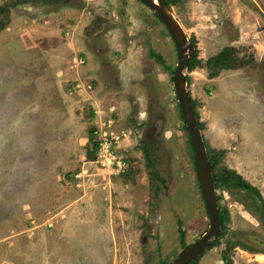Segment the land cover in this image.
Listing matches in <instances>:
<instances>
[{"label":"rangeland","instance_id":"1","mask_svg":"<svg viewBox=\"0 0 264 264\" xmlns=\"http://www.w3.org/2000/svg\"><path fill=\"white\" fill-rule=\"evenodd\" d=\"M0 6V264L169 263L208 219L164 25L140 0ZM169 10L194 41L185 87L213 172L235 171L264 203V0ZM37 22L64 43L56 55ZM223 47L232 69L208 60ZM107 119L121 137L100 166L90 132ZM215 196L223 226L195 264H261L258 198L224 184Z\"/></svg>","mask_w":264,"mask_h":264},{"label":"water","instance_id":"2","mask_svg":"<svg viewBox=\"0 0 264 264\" xmlns=\"http://www.w3.org/2000/svg\"><path fill=\"white\" fill-rule=\"evenodd\" d=\"M140 1L150 8L157 19L162 22L175 46L176 64L172 72V89L191 143L201 194L207 213V229L168 263L187 264L198 256L201 251L208 248L219 230L216 196L211 169L198 122L185 87V76L183 73L187 68L188 61L193 52V45L187 40L183 28L161 0Z\"/></svg>","mask_w":264,"mask_h":264},{"label":"trees","instance_id":"3","mask_svg":"<svg viewBox=\"0 0 264 264\" xmlns=\"http://www.w3.org/2000/svg\"><path fill=\"white\" fill-rule=\"evenodd\" d=\"M63 1H65V0H11V5L15 6V5H21V4H26V3H39V4H43L45 6H54V5H57V4H59V3L63 2ZM161 1L163 2V4L165 6H167L169 8L170 5L175 4L178 0H161ZM4 9H5V7L0 6V11H4ZM5 24H6V21L0 20V30L5 27ZM167 35L170 37L168 32H167ZM190 43L194 46V41L193 40H191ZM208 60L218 70L232 69L235 66V58L233 56L232 49L229 48V47H223L220 51H218L216 54L211 56ZM193 65H194V57H191L189 59V61H188V65H187L186 69L190 70L193 67ZM185 82H186V76H185ZM189 100H190L191 107L193 108L194 105H193V102L190 99V97H189ZM193 111H194V108H193ZM194 114H195V117L197 119V115H196L195 111H194ZM198 125H199V128H200L201 124L198 123ZM96 149H97V142L94 141L93 142V146H92V150L96 151ZM142 149H143L142 152H143L144 158H145V160L147 162V167L150 168V173L153 176H157L155 170L152 169V160L150 158L148 150L146 148H143V147H142ZM192 157L194 158L193 151H192ZM207 157H208V162H209V166H210L211 174H212V178H213L214 189L218 185H223V184L224 185H232L233 187H238V188H241V189H245V190H247L249 192H252L258 198V200L261 203V207L264 210V203L262 201V197H261L260 193L258 192V190L254 186L250 185L238 173H236L233 170L224 169L221 174H215L213 172L214 164L210 160V157L208 156V154H207ZM193 165H194V168L196 170L197 180H198V183H199L195 160L193 161ZM216 200H217V197H216ZM216 207H217V214H218V221H219V231H220V229L223 226V219H224L225 210L224 209H220L217 206V204H216ZM218 235H219V232H218L216 238L218 237ZM214 243L215 242H211L208 247H211V246L215 245ZM187 246L188 245H184L182 247V250L184 248H186ZM203 251H201L199 255H201L203 253ZM199 255L196 256L191 261H189L187 264H195V262H196L197 258L199 257ZM165 264H168V263H165Z\"/></svg>","mask_w":264,"mask_h":264},{"label":"built area","instance_id":"4","mask_svg":"<svg viewBox=\"0 0 264 264\" xmlns=\"http://www.w3.org/2000/svg\"><path fill=\"white\" fill-rule=\"evenodd\" d=\"M88 87V85H87ZM111 120H101L98 121L91 128V135L95 142H97V149L95 151V155L97 157V161L100 166L108 165L109 158H112V149L110 148L112 145L118 142V139L121 136H118L113 131L109 130L107 127L110 126ZM127 133V129L121 131L122 137ZM74 176H77L74 174Z\"/></svg>","mask_w":264,"mask_h":264},{"label":"crops","instance_id":"5","mask_svg":"<svg viewBox=\"0 0 264 264\" xmlns=\"http://www.w3.org/2000/svg\"><path fill=\"white\" fill-rule=\"evenodd\" d=\"M43 21H45V20H43ZM37 23H39L38 26H39V28L41 30V32L39 34V37H37V39L41 40L43 44H46L47 46H45V47L49 48L56 55L57 54V48H64V43L60 39H58L56 36H53L54 38H57V40H58V41H56L57 44H50L49 45V43H48V37L51 38L52 36L49 35L48 37H46V35H47V29H48V27L50 25L44 24L43 22H37ZM39 45H41V42L40 41H39ZM41 46H43V45H41Z\"/></svg>","mask_w":264,"mask_h":264},{"label":"bare ground","instance_id":"6","mask_svg":"<svg viewBox=\"0 0 264 264\" xmlns=\"http://www.w3.org/2000/svg\"><path fill=\"white\" fill-rule=\"evenodd\" d=\"M258 261H259L261 264H264V255H259V256H258Z\"/></svg>","mask_w":264,"mask_h":264}]
</instances>
